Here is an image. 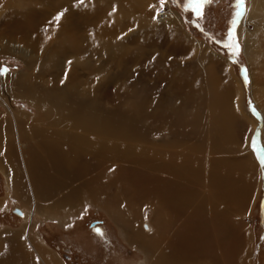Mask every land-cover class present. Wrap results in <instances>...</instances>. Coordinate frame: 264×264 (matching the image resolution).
I'll use <instances>...</instances> for the list:
<instances>
[{"label": "bare ground", "instance_id": "bare-ground-1", "mask_svg": "<svg viewBox=\"0 0 264 264\" xmlns=\"http://www.w3.org/2000/svg\"><path fill=\"white\" fill-rule=\"evenodd\" d=\"M153 6L152 0H0V55L18 57L25 65L24 73L13 79L10 99H25L37 113L34 119L10 114V124L0 128V167L6 168L7 182L11 181L14 193L24 201L27 184L45 200L76 179H85L68 197L60 199L58 205L45 207V211L63 215L65 210L74 209L80 191L85 190L88 200L105 211L121 230L126 244L141 251L145 259L140 264H251L253 238L243 228L241 216L255 188L256 175L253 163L234 142V126L243 118V89L238 79L237 83L232 80L229 66L207 54L201 44L195 46L209 64H205L204 78L214 92L218 111L207 127L209 154L197 144L178 148L174 138L163 147L117 151L118 140L125 142L140 135L137 122L142 106L129 108L131 116L119 110L114 71H122L137 58H143L147 66L160 67L161 72L156 80L161 93L156 100L145 102L147 114L164 112L159 121L192 120V129L201 121L200 112L185 109L201 84L197 74H186L175 66L169 72L162 68L163 61L181 46L175 43L163 54L164 44L157 40L158 48H150L156 34L162 37L159 29H145ZM61 12L64 15L58 23L54 17ZM164 16L173 20L161 21ZM173 16L172 11L164 12L157 21L167 29L173 27L178 36L182 34L180 17ZM248 18L257 20V31L262 28L264 0H250L245 12V20ZM134 29L146 32L131 35L127 41L140 40L143 44L129 48L123 37L127 30L133 33ZM183 40L178 39V43L183 44ZM241 40L243 53L249 58V51L257 47L256 36L243 35ZM258 44L262 50L263 43ZM250 79L254 102L264 112V97L255 91L252 68ZM102 97L115 99V110L103 105ZM152 118L147 116V122ZM250 123L252 129L257 125ZM171 130L168 124L166 132ZM23 137L27 143L21 147ZM230 152L242 156H218ZM101 160L127 161L141 170L121 167L115 179L104 184L102 172L87 175L99 164L102 167ZM137 199L153 208L150 224L143 222L139 228L133 223L135 218L130 221L120 212L122 205L135 212ZM27 253L18 234L0 236V264H35L34 257L31 260Z\"/></svg>", "mask_w": 264, "mask_h": 264}, {"label": "rangeland", "instance_id": "rangeland-1", "mask_svg": "<svg viewBox=\"0 0 264 264\" xmlns=\"http://www.w3.org/2000/svg\"><path fill=\"white\" fill-rule=\"evenodd\" d=\"M152 2L154 6L151 9L150 24L145 29L151 32L159 29L158 32L162 34V37L158 38L156 34L153 37L152 47L150 48L155 50V48H158L157 42L161 41L164 44V48H161L164 54V51H169V47L175 43L181 46L179 51H176L169 59L163 61L162 68H165L164 70L169 72L175 66V70H179V67L187 72L186 74H197L198 80L201 83L200 86L198 85L199 88L197 87L195 93L198 95L197 97L195 95L191 103L185 105V109H196L197 114L200 112L198 118L201 121L195 124L197 128L193 127L192 129V120L186 122L161 118L163 120L159 121L157 118L163 117L164 112H159V114H155L156 116L147 114V103L145 102L156 100L161 93V87L156 82L161 72H158L160 67L158 68L156 65L147 66L146 63L142 62L143 58H137L136 61L128 63L122 71H118L121 69L114 71L117 74L116 91L120 97L119 110L131 116L132 112L128 110L129 108L133 106L139 107V104L142 106V110L140 111L142 116L137 122L140 135L138 137H130L129 141L125 142L118 140L116 145L117 151H122L128 147L132 148V152L133 149L139 151L152 145L161 146L164 142H169V140L174 138L176 143L178 142V148L185 147V144H197L196 146H199L204 154H209L211 143L207 127L210 119L214 118L218 114V111L213 101L214 92L211 90L210 84L206 82L207 78H204L205 69H207L209 64L208 62H204L202 55L199 54V48L195 49L197 43L201 44L200 46L206 48L207 54L213 58L217 57V60H221L229 66L232 80L237 83L238 79L241 89H243L241 90V113L243 118L234 126V142L237 150L243 151L242 155H247L253 163L256 177L255 188L253 193H251L248 206L241 216V221L244 226L243 228L248 229L249 234L253 238L251 264H264V112L254 102L250 89V68H252L253 78L256 80L255 91L259 97H264V25H262L261 29L258 28L259 31H257V20L249 18L246 19L247 21L245 20V12L250 4V0H245L243 5L238 4L237 0H212V3L203 7V18H200L192 11V6L188 4L187 0H177L176 3H173L172 0H166L163 6L160 5L159 0H152ZM169 11H172L174 16L178 15L181 18H178L182 30L181 35L177 36L174 33L173 27L167 29L168 27L162 26L159 24L161 22L157 21V12L163 14ZM160 18L164 22L167 19L173 20L166 16ZM170 23H172V26H175L173 22ZM145 29H134L133 33L127 30L128 32L123 38L127 41L131 35L137 36L145 33ZM243 35L246 37L250 35L256 36L257 47L249 51V58L243 53L244 45L241 40ZM178 39L179 41L180 39L181 41L187 39V41L183 40L184 43L179 44ZM130 42H126L129 48H137L140 44H143L140 40L135 43ZM258 42L263 43L262 50ZM237 43L239 52L233 55L235 49L227 46ZM253 53L256 54L253 55ZM205 64H208V66ZM0 68L7 69L5 75H0V128L4 129L7 123L10 124V114L26 115L34 119L37 113L30 103L25 99H19L20 97L17 96L10 99V94L13 92L14 87L13 79L24 73V63L18 57L0 55ZM100 101L112 110L116 105L115 99L112 101L106 99V97H102ZM243 111L246 113L244 114ZM146 115L154 119L152 118V120L147 122ZM198 118L196 120H199ZM252 121L257 123L253 129L250 123ZM168 124H170L173 131L166 132ZM12 129H16L14 124ZM21 140V147H24L27 141L24 137ZM238 153H221V155L218 153V156L233 159L242 156ZM195 154L198 155L197 152ZM202 157L205 158V155ZM92 162V160L91 162L89 161L90 165H92ZM126 162L119 160L104 162L101 160L102 167L100 164L99 166L94 165L96 167L92 168L93 170L90 169L87 175L88 177H92L96 173L102 172L101 183L105 184L115 179L121 167L141 170L140 167H136L137 165H130L128 162L126 165ZM5 170V167H0V236L6 233L18 234L25 252L27 253L28 251L27 255L30 253L28 256L31 260L34 257L35 264H140L144 261L145 258L139 249L126 244L122 238L123 236L121 237V230L108 214L88 200L85 190L82 189L80 191L78 198L80 201L77 200L75 202L72 206L74 209L71 208L68 212L65 210L63 215L56 214V216L45 211V207L48 209L50 205H58L57 202L60 199L65 195L68 197L72 189L81 184L85 179H79V182L76 179V181L66 188H62L57 195L45 200H41L36 193H33L32 188L28 187L27 184L25 186L27 201H24L19 195L17 196L14 193L11 181L10 183L7 182ZM245 177H249V175ZM117 187L119 188L120 195L124 196V193L120 189L121 187ZM117 205L121 206L122 203L119 202ZM135 208L134 212L133 209L131 210L122 205L120 212H124L123 214L130 221L135 218L137 222L134 219L133 223L137 228L143 222L149 223L152 221V206L145 204L139 199L135 201Z\"/></svg>", "mask_w": 264, "mask_h": 264}, {"label": "snow or ice", "instance_id": "snow-or-ice-1", "mask_svg": "<svg viewBox=\"0 0 264 264\" xmlns=\"http://www.w3.org/2000/svg\"><path fill=\"white\" fill-rule=\"evenodd\" d=\"M81 3L84 2V0H80ZM160 5L163 6L166 3V0H159ZM173 3H176L177 0H172ZM188 4L192 6V11L195 12L200 18H203V7L207 4L212 3V0H187ZM237 3L240 5H243L245 3V0H237ZM64 15L63 12L57 14L56 17H54V20H56L58 23L61 19V17ZM157 15L159 16L160 13L157 12ZM227 47L235 49L233 52V55L238 54L239 52V46L237 44L228 45ZM69 64L71 61L68 62ZM7 73V69L0 68V75H5ZM99 79V78H97Z\"/></svg>", "mask_w": 264, "mask_h": 264}]
</instances>
